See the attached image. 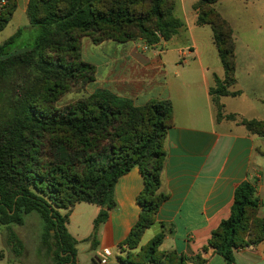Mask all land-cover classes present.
Listing matches in <instances>:
<instances>
[{
	"label": "trees",
	"instance_id": "obj_1",
	"mask_svg": "<svg viewBox=\"0 0 264 264\" xmlns=\"http://www.w3.org/2000/svg\"><path fill=\"white\" fill-rule=\"evenodd\" d=\"M2 0H0L1 2ZM0 5V32L11 22L15 0ZM219 0H198V26H210L224 77L214 76L210 95L217 119L225 115L220 100L238 97L234 30L216 9ZM177 0H29L30 33L38 32L31 49L16 51L25 33L20 29L0 46V226H24L36 213L44 227V247L55 264H79L78 241L67 224L76 205L101 208L94 233L87 240L98 245L101 227L115 209L118 180L138 168L144 191L137 198L138 222L121 244V264H187L175 252L161 253L166 226L158 223L167 153L165 143L173 126L172 103L152 100L137 105L108 89L65 106L60 101L80 84L95 81V66L82 59L81 39L100 45L112 41H141L153 48L170 41L185 23L176 14ZM27 33V32H26ZM63 106V107H62ZM251 134L264 137V121L242 119ZM263 204L255 186L242 183L235 192L231 216L213 232L209 245L227 264L234 251L264 241ZM161 231L142 245L148 229ZM14 251L23 243L12 232ZM14 241V242H13ZM202 264L200 257L190 259Z\"/></svg>",
	"mask_w": 264,
	"mask_h": 264
},
{
	"label": "crops",
	"instance_id": "obj_2",
	"mask_svg": "<svg viewBox=\"0 0 264 264\" xmlns=\"http://www.w3.org/2000/svg\"><path fill=\"white\" fill-rule=\"evenodd\" d=\"M15 1L17 8L7 26L15 28L13 35L20 29L25 33L31 30L27 16L29 0ZM197 2L177 0L175 14L185 23V28L170 41L161 42L145 53L143 47H147L141 41L119 44L122 46L118 54L125 64L133 63L138 71H153L148 81L151 87L128 93L126 97L137 105L168 100L174 109L173 126L165 143L167 157L161 186V192L168 198L157 216L158 223L164 224L167 232L160 252H175L188 259L187 264H192L190 259L197 257L204 260L202 264H227L209 241L221 222L231 216L235 192L242 183L255 186L263 204L259 215L264 218V137L251 134L241 124L242 119L264 121L260 119L264 117H248L245 113L248 108L255 111L258 105L264 107V97H256L254 85H243L240 62L253 60L254 64L249 63L253 68L260 64L251 53L241 57L236 45L237 84L233 91H240L241 95L223 97L220 102L225 115H236L239 119L218 121L210 89L214 86V76L224 77V69L212 28L197 25L193 8ZM225 2L219 0L216 9L231 24L223 8ZM143 191L144 178L138 168L118 180L114 193L116 207L101 227L96 247L87 240L94 233V221L101 208L85 203L76 205L67 229L79 243V264H101L103 259H107V264H121L118 260L122 255L120 246L139 220L141 207L137 198ZM82 216L87 217L85 226L79 221ZM150 231L153 234L148 244L161 228L148 229L144 236ZM90 250H96L91 261L86 259V252ZM234 264H264V241L235 250Z\"/></svg>",
	"mask_w": 264,
	"mask_h": 264
},
{
	"label": "rangeland",
	"instance_id": "obj_3",
	"mask_svg": "<svg viewBox=\"0 0 264 264\" xmlns=\"http://www.w3.org/2000/svg\"><path fill=\"white\" fill-rule=\"evenodd\" d=\"M223 8L231 19L237 50L240 52L241 57L244 53H251L256 56V63L258 64L259 61L260 64L257 68H253L254 66H249V63L254 64L253 60L248 59L240 62L242 83L250 87L254 85L256 87V97H264V0H226ZM15 31L13 26L7 27L0 35V46ZM36 32L38 31L36 30ZM36 32L33 34L30 32L24 33L15 45L16 51L31 49L37 36ZM81 45L83 61L95 66V81L74 87L71 92L62 98L61 105L65 106L80 100L98 89H108L120 95L128 96V93L140 92L142 88L146 91L148 87H151L148 81L153 75V71L146 70L143 73L141 69L138 71L139 69L133 63H130L129 66L127 65L129 63L125 64L123 57L118 54L122 45L112 41L95 45L89 37L82 38ZM147 49L150 48L143 47L144 51H142L145 53ZM190 60L188 58V61ZM258 106L259 109L255 107V111L250 108L245 110L248 117L253 115L254 117H264V107ZM237 119H239L238 116H236ZM260 119L263 120L264 118ZM86 218V216L79 218L83 226L86 225ZM12 232L24 245L20 254L14 251L15 244L10 239ZM150 232L142 239L144 245L148 244V241L152 238L153 231ZM43 245L44 227L42 220L36 213L26 217L24 226H14L12 229L0 226V264H55L53 255ZM95 254L96 250L86 252V259L91 261ZM81 259L84 261L85 258L82 257ZM115 260L117 262L116 258Z\"/></svg>",
	"mask_w": 264,
	"mask_h": 264
},
{
	"label": "built area",
	"instance_id": "obj_4",
	"mask_svg": "<svg viewBox=\"0 0 264 264\" xmlns=\"http://www.w3.org/2000/svg\"><path fill=\"white\" fill-rule=\"evenodd\" d=\"M5 4H6V1H5V0H2V1L0 2V5H1V6L5 5ZM100 263H101V264H107V259L100 260Z\"/></svg>",
	"mask_w": 264,
	"mask_h": 264
}]
</instances>
